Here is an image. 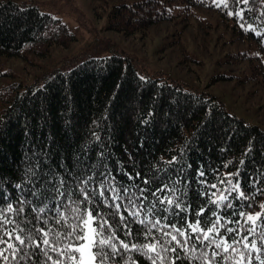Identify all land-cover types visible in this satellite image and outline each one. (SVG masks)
<instances>
[{"label":"trees","instance_id":"trees-1","mask_svg":"<svg viewBox=\"0 0 264 264\" xmlns=\"http://www.w3.org/2000/svg\"><path fill=\"white\" fill-rule=\"evenodd\" d=\"M92 3L95 15L105 17L106 27L122 35L142 36L161 22L178 23L187 19L189 22H184L185 25L191 22L196 31L208 34L213 46L226 47L222 57L214 59L218 68L209 81L230 80L246 86L257 93L259 107H264V0H92ZM74 38L65 23L39 10L33 2H0V58L26 53L42 55L51 46H66ZM184 57L191 59L186 48ZM38 79L40 83L0 85V213H3L0 235L4 239H7L5 228H16L25 236V245L31 247L27 233L33 238L40 237L35 229L39 215H55L47 211L49 205L55 207L50 197L44 200L33 197L35 205H25L20 217L21 220L27 217L28 223L19 226L5 223L17 217L15 205L12 211L5 212L8 203L19 199L20 191L13 186L15 183H31L39 190L41 184L36 177L46 181L52 174L57 180L65 173L76 176V170L83 169L87 161L90 169L98 168L114 181L109 191L123 188L136 191L143 185L144 199L152 204L156 203L152 189L160 184L167 185L169 195L182 193L177 203L186 205L185 212L183 216L174 215L169 223L195 219L196 210L205 207L201 216L208 218L207 227H211L215 216H220L218 226L233 228V232L228 233L227 228L222 227L216 234L226 235L229 243L232 239L239 243L236 232H240L241 237L253 232L248 242L255 239L261 252L251 250V264L264 261V240L260 239L264 236V129L261 125L229 111L218 95L199 86L170 81L160 75H139L129 58L119 52L87 56L67 70H52ZM209 109H215V119L209 125H201V118ZM146 118L147 123H144ZM25 127L30 129V135H26ZM250 141L254 142L253 148L246 152ZM33 145L44 149L37 157L31 155L36 151ZM179 150H183L182 160L185 163L190 160L192 164L183 178L173 174L175 165L169 163ZM198 166H207L209 184L217 182L210 191L197 183L201 179L195 174ZM136 172L140 176H136ZM226 173L235 175L229 177ZM144 176L149 178L147 183ZM229 179L239 180L240 188L233 185L226 188L219 183ZM240 190L244 191L246 200L237 198ZM200 191L207 195L201 196ZM165 192V188H160L155 195ZM221 193L229 197L231 204L224 202L216 207L214 202L220 199ZM67 200L65 195L64 202ZM189 205L191 210H188ZM40 207L45 208V213H39ZM89 207L85 202V216L81 219L86 218ZM125 209L124 219L133 234L126 235L120 225L117 235L137 248L124 250L116 257L118 264H152L153 260L156 264H173L172 257L181 256L184 258L178 264H192L189 259L191 239L188 248L180 247L171 237L162 234L163 229L184 239L179 232L165 227L164 221L157 222L155 215L148 214L152 223L141 224L131 215L134 209L126 204L121 211ZM241 211L243 216L239 215ZM94 212L97 221L110 214L114 224L120 223L119 214L99 199ZM248 212L261 215L250 220ZM143 218L140 215V220ZM50 223L54 230H59L55 220ZM60 223H63L62 218ZM40 226H44L42 221ZM183 228L191 231L187 224ZM12 240L24 246L15 241V234ZM153 241L155 253L147 248ZM114 242L118 248H123L118 241ZM162 245L168 250L166 256L161 251ZM239 247L241 251H248L242 244ZM212 249L219 251L216 244L201 251L211 256ZM255 255H260L261 260H255ZM195 264L207 262L198 259ZM217 264H224L223 257ZM227 264H240L239 258L229 259ZM244 264H247L246 257Z\"/></svg>","mask_w":264,"mask_h":264},{"label":"snow or ice","instance_id":"snow-or-ice-1","mask_svg":"<svg viewBox=\"0 0 264 264\" xmlns=\"http://www.w3.org/2000/svg\"><path fill=\"white\" fill-rule=\"evenodd\" d=\"M229 14L232 13L229 12ZM249 27H251V25H249ZM257 35H259V33H257ZM150 111H154V109H150ZM214 119L215 109L206 110L204 116L201 118V125H209ZM143 122L147 123V118ZM25 133L26 135H30V129L25 127ZM140 143H143V141L141 140ZM253 143L254 142L251 141L249 142V147L245 149L246 152L252 150ZM33 148L36 149V151L31 154L33 157H37L39 152L44 151V149L35 145H33ZM182 151L183 150H179L177 155L172 156L169 163L175 165L172 169L173 174L183 178L187 175L186 169L191 170L192 164L190 160L186 163L182 160ZM84 164L85 166L83 169L76 170L78 172L76 176L65 173L57 180L56 175L52 174L46 178V181L42 180L40 177H36L37 182L41 184L39 190L35 188V185L27 182H17L13 185L20 191V196L18 200L8 203L5 212L12 211L15 205L17 217L11 221L5 220V223L18 224V226L19 224L28 223L27 217H24L23 220H21L20 217L24 213L25 205H35L36 201L32 199L33 197H38L40 200L50 197L55 207L49 205L47 211L55 215H39V220L35 225V229L41 234L40 237L33 238L31 233H27L31 247L25 245V236L21 235L16 228H5L4 234H6L7 239H4L3 235H0V244H6V247H0V264H4V262H7V264H22V262L23 264H49V262H51V264H118L116 257L121 255L124 250L137 248V245L126 243L124 239H121L117 235L116 229L119 228L120 225H123V230L126 235L133 234L129 230L131 227L130 224L124 219L126 209L121 211L125 204L129 208L134 209V213L131 215H134L141 224L152 223L148 218V214H152L155 215L157 222L164 221L165 227H170L179 232L180 237L184 238L183 240L172 232H163L162 229V234L166 238L171 237L180 247L188 248V241L191 239L192 245L189 248L191 253L189 259L192 261V264H195V261L198 259L206 261L207 264H217L221 257H223L224 264H227L229 259L234 260L237 257L239 258L240 264H244L245 257L247 258V264H251L253 260V253L251 250L254 249L257 253L261 252V248L257 246L255 239H253L250 244L248 242V236L254 234L251 231L248 232V235L243 237H241L240 232H236L235 236L239 238V243L237 239H232L231 243H229V238L224 234L216 235L220 233L222 227H226L228 233L233 232V228L223 224L218 226L217 221L221 220L220 216H215L211 227H207L208 218L201 216V214L206 211L205 207H199L196 210L195 219L186 218L178 222L169 223L174 215L183 216L186 205L177 203L182 193L173 192L169 195L167 193V185L165 184H160L159 187L152 189L154 193L153 199L156 201L155 204H152L144 199L143 185L136 191L129 188L109 191L110 187H114V181L111 180V177L101 173L98 168L90 169L87 161H85ZM207 172V166H198L195 174L198 178H201L197 180V183L202 185L203 188H208L210 191L211 188L216 187L217 182L213 181L209 184ZM128 175H132V173H128ZM135 175L140 176V173L136 172ZM225 175L232 177L235 174L226 173ZM98 178L99 183H97ZM148 179L147 176L143 177L145 183L148 182ZM25 181H27V177H25ZM219 183L225 184L226 188L229 185H233L237 189L240 188L239 180H221ZM160 188H165V194L155 195L159 194ZM229 191H231V189H229ZM106 192H108L107 196L105 195ZM29 193H31V196H29ZM199 194L201 196L207 195L204 191H200ZM65 195L68 197L66 203L64 202ZM129 197H131V199H129ZM237 198L247 199L243 190L238 192ZM6 199L11 200L12 198L7 197ZM98 199L105 206L112 208L119 214V224H114L110 219V214H106L100 221H97L94 209L97 206ZM133 200H135L136 203H133ZM56 201H60L61 203L56 204ZM121 201H123V203H121ZM85 202L88 203L90 207L86 210V218L81 219L80 217L85 216V210L83 208ZM224 202L231 204L229 197L221 193L220 199L216 200L214 203L216 207H221ZM165 204H167V207H165ZM68 205H72V207L69 208ZM187 207L188 210H191L190 205ZM240 207L242 208L243 205H240ZM176 209L180 211L176 212ZM39 213H45V208L40 207ZM140 215L144 216L142 220H140ZM239 215L243 216L244 213L241 211ZM260 215L261 213L259 212L255 214L252 212L247 213V217L250 220ZM2 216L3 213H0V217ZM61 218L63 220L62 224L60 223ZM50 220L56 221V226L59 229L58 231L53 229ZM40 221H42L44 226H40ZM235 223L239 224L240 221H235ZM184 224H187L191 231H185L183 228ZM202 224L205 225V227H200ZM65 225L68 227L65 228ZM77 233L80 234L78 235ZM14 234L15 241H19L21 245H24L23 247L13 242L12 237ZM145 235H148V233L146 232ZM53 237H55V239H53ZM260 239L264 240V236H261ZM114 241H118L123 248H118L117 243ZM154 244L155 241L147 245V248L151 249L153 253L156 252ZM211 244H216L219 251L212 249L211 256H209L207 252L201 251L202 248L210 247ZM240 244L243 245V248L248 249V251H241L239 247ZM229 249H231L230 252ZM161 251L163 255H167L168 250L165 246H161ZM171 251L174 252L175 249L173 248ZM145 255L147 256L149 253L145 252ZM183 258V256L172 257V262L173 264H178V261ZM255 260L260 261V255H255ZM152 264H156L155 260L152 261ZM261 264H264V261H261Z\"/></svg>","mask_w":264,"mask_h":264},{"label":"rangeland","instance_id":"rangeland-1","mask_svg":"<svg viewBox=\"0 0 264 264\" xmlns=\"http://www.w3.org/2000/svg\"><path fill=\"white\" fill-rule=\"evenodd\" d=\"M7 1V0H0ZM33 2L41 11L59 18L75 38L66 46L54 45L46 53L0 58V85L10 82L40 83L38 78L52 70H67L87 56H106L119 52L129 58L141 76L160 75L170 81L199 86L218 95L229 111L264 129V107L257 93L232 81L210 82L218 68L214 59L226 47L212 45L208 34L196 31L187 19L178 23L161 22L142 36L122 35L106 27L105 17L95 15L92 0H10ZM179 31L177 33L176 31ZM176 30V31H175ZM186 54L191 59L184 57Z\"/></svg>","mask_w":264,"mask_h":264}]
</instances>
